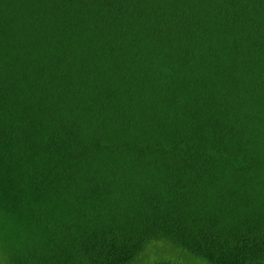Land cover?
Returning <instances> with one entry per match:
<instances>
[{
  "label": "trees",
  "instance_id": "obj_1",
  "mask_svg": "<svg viewBox=\"0 0 264 264\" xmlns=\"http://www.w3.org/2000/svg\"><path fill=\"white\" fill-rule=\"evenodd\" d=\"M0 264H264V0H0Z\"/></svg>",
  "mask_w": 264,
  "mask_h": 264
}]
</instances>
